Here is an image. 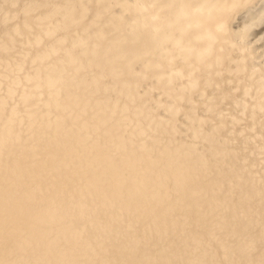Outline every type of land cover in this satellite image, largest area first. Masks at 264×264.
<instances>
[{
  "label": "bare ground",
  "instance_id": "6f19581e",
  "mask_svg": "<svg viewBox=\"0 0 264 264\" xmlns=\"http://www.w3.org/2000/svg\"><path fill=\"white\" fill-rule=\"evenodd\" d=\"M0 264H264V0H0Z\"/></svg>",
  "mask_w": 264,
  "mask_h": 264
}]
</instances>
